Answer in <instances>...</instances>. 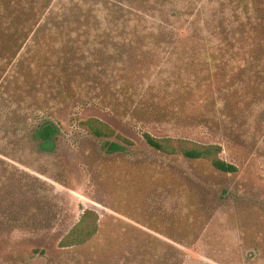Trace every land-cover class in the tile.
I'll return each instance as SVG.
<instances>
[{
  "label": "rangeland",
  "instance_id": "1",
  "mask_svg": "<svg viewBox=\"0 0 264 264\" xmlns=\"http://www.w3.org/2000/svg\"><path fill=\"white\" fill-rule=\"evenodd\" d=\"M26 3L0 0V16L21 25ZM251 13L224 43L173 16L172 37L131 48L77 28L76 43L35 44V28L0 39V264H264V45ZM90 118L132 144L108 152L124 142L92 134ZM45 119L61 128L51 153L34 138ZM146 132L219 144L239 170L164 154ZM85 209L99 232L61 247Z\"/></svg>",
  "mask_w": 264,
  "mask_h": 264
},
{
  "label": "trees",
  "instance_id": "2",
  "mask_svg": "<svg viewBox=\"0 0 264 264\" xmlns=\"http://www.w3.org/2000/svg\"><path fill=\"white\" fill-rule=\"evenodd\" d=\"M53 1L27 0V6L21 13L24 15L21 25H16L15 20L10 23L6 15L0 16V39L9 41L12 45L32 38L37 44L46 37L76 43L80 41L83 29L95 44L123 43L131 48L145 42L158 44L166 39V35L172 37L168 32L173 31L169 29L171 22L168 18L173 16L178 20L182 17L193 18L187 19L189 25L192 22L196 27L201 26L202 30L211 32L210 34H218L224 43L227 39L224 35L228 32L239 34V28L243 29L246 25L243 23L242 10L250 8L252 13L247 24L262 29L263 41L260 48L264 45V0H60L51 8ZM200 1L201 8L194 16ZM74 28L80 30L78 35L66 32ZM31 32L34 34L32 38ZM257 62L258 72L264 82V54ZM86 125L99 138L116 136L124 142L106 140L104 145L110 153L125 151L128 148L126 143L132 144L131 140L117 134L109 125L96 118L88 119ZM60 134V126L45 119L36 126L34 138L39 142L42 152L51 153L57 150ZM144 138L149 146L164 154L182 155L190 160H208L221 172L235 173L239 170L235 164L220 156L222 147L219 144L160 138L147 132L144 133ZM99 228L98 213L93 209H85L79 222L63 237L60 246H83L94 238Z\"/></svg>",
  "mask_w": 264,
  "mask_h": 264
}]
</instances>
